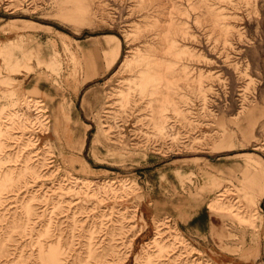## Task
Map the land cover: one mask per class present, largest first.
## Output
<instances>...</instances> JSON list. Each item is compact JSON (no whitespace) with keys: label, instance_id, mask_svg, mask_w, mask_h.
<instances>
[{"label":"rangeland","instance_id":"rangeland-1","mask_svg":"<svg viewBox=\"0 0 264 264\" xmlns=\"http://www.w3.org/2000/svg\"><path fill=\"white\" fill-rule=\"evenodd\" d=\"M0 129V264H264V0H0Z\"/></svg>","mask_w":264,"mask_h":264},{"label":"crops","instance_id":"crops-1","mask_svg":"<svg viewBox=\"0 0 264 264\" xmlns=\"http://www.w3.org/2000/svg\"><path fill=\"white\" fill-rule=\"evenodd\" d=\"M107 37L108 39L106 40V43L104 45L105 47L104 52L106 54L107 59H110L109 66L111 67L112 65H114V63H116V61L120 57L121 45H119V42L116 37L114 36H107ZM33 92L35 94H38L39 89L35 88ZM36 100H39V99H36ZM249 157H252V158L248 159ZM247 159L250 161V165L252 166H259V165L262 166L263 165L262 160L253 157V155L251 154H247ZM263 198H264V186H263L262 193H261V199Z\"/></svg>","mask_w":264,"mask_h":264},{"label":"bare ground","instance_id":"bare-ground-1","mask_svg":"<svg viewBox=\"0 0 264 264\" xmlns=\"http://www.w3.org/2000/svg\"><path fill=\"white\" fill-rule=\"evenodd\" d=\"M33 102L35 103L34 106L37 107L36 109H37L39 112H43L44 109H42V106H44V105H42L41 101H40V100H34ZM36 104H38V105H36ZM44 112H45V111H44ZM3 132H4V129H0V137L3 135ZM0 145H1V144H0ZM88 166H89V165H88ZM220 197H222V195H221Z\"/></svg>","mask_w":264,"mask_h":264}]
</instances>
